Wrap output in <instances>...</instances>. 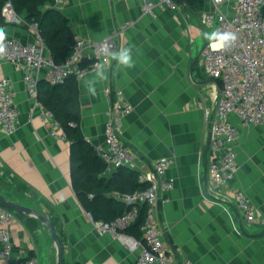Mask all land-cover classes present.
I'll use <instances>...</instances> for the list:
<instances>
[{
    "label": "crops",
    "instance_id": "obj_1",
    "mask_svg": "<svg viewBox=\"0 0 264 264\" xmlns=\"http://www.w3.org/2000/svg\"><path fill=\"white\" fill-rule=\"evenodd\" d=\"M142 4V0H65L54 5L68 19L73 39L96 41L130 23L116 50L133 47V69L125 72L112 62L109 78L97 85L95 97L88 96L83 87L93 70L68 80L77 88L80 130L93 147L105 141L110 104L105 86L121 88L133 106L119 132L138 162L133 168L111 171L103 163L97 174L101 191L96 197L119 201L115 194L121 191L127 171L135 172L137 179L139 172L151 169L154 160L169 157L172 162L165 174L174 186L169 200L159 206L160 228L179 258H187L189 264H264V227L245 224L229 198L221 205L203 197L210 157L208 127L215 114L218 82L202 67L203 33L213 28L202 22L201 13L212 10L213 3L178 0L175 8H155L154 15L144 13ZM219 9L231 13V2L224 1ZM21 21L16 15V20L0 28L7 38L29 43L34 31ZM1 77L14 83L19 122L12 134L0 133V195L56 219L63 264H135L136 250L100 233L90 221L72 185L70 141L49 135L48 126L37 117L38 105L25 91L17 64L0 59ZM229 120L238 126L233 144L237 171L223 189L228 196L241 189L264 215V126L241 125L233 114ZM15 213L7 223L12 254L0 264H16L30 256L37 264H56L48 227L36 217ZM125 232L137 237L132 229Z\"/></svg>",
    "mask_w": 264,
    "mask_h": 264
},
{
    "label": "built area",
    "instance_id": "obj_2",
    "mask_svg": "<svg viewBox=\"0 0 264 264\" xmlns=\"http://www.w3.org/2000/svg\"><path fill=\"white\" fill-rule=\"evenodd\" d=\"M178 0H142L144 13L154 15L155 8H175ZM224 1L231 2V13L219 9ZM65 0H54L60 5ZM213 9L201 13V20L213 31L235 32L237 41L223 50H213L206 40L200 50L202 67L205 73L218 82L215 98V114L209 120L207 164V186L204 199L224 204L230 202L241 213L247 225L264 227V215L256 211L248 195L241 189L229 194L223 187L235 176L237 171L236 154L233 144L238 135V126L229 120L231 114L239 119L241 125L264 126V0H211ZM2 14L7 21L16 20V14L6 2ZM130 23H124L99 40L88 41L75 37L73 51L63 62L57 63L46 52V47L36 30L29 43L7 38V54L4 59L15 62L22 71L25 91L38 105L37 117L48 126V133L54 138H66L60 122L53 111L38 100V81L40 78L49 84H63L68 78H81L102 57L101 45L107 44L116 50L122 32ZM104 93L109 101L104 125V144L94 146L104 163L105 169L122 166L133 168L138 158L125 145L120 136L123 117L133 106L119 87L106 85ZM19 109L15 101L14 83L8 77L0 78V133L12 134L18 127ZM172 162L169 157H160L151 164L147 172H139L137 180L145 183L142 189L119 191L116 198L126 208L110 221L96 220L88 212L93 226L103 234L121 241L124 247L137 251L135 264H189L185 257L179 258L175 248L164 238L160 228L159 206L169 200L168 192L174 181L165 172ZM143 208L139 224V237L126 234V229L135 224ZM15 218V212L0 204V260L12 254V243L7 223ZM16 264H37L33 256Z\"/></svg>",
    "mask_w": 264,
    "mask_h": 264
},
{
    "label": "trees",
    "instance_id": "obj_3",
    "mask_svg": "<svg viewBox=\"0 0 264 264\" xmlns=\"http://www.w3.org/2000/svg\"><path fill=\"white\" fill-rule=\"evenodd\" d=\"M6 2H10L15 14L21 18V24L35 25L55 62L61 63L69 57L74 46L73 34L68 19L54 6V0H0V27L12 23L2 14ZM70 78L63 84L54 85L45 80L38 81V100L53 111L70 141L72 185L79 193L84 207L94 219L110 221L121 214L126 206L113 198L96 197L101 191L102 182L98 180L97 174L102 170L103 162L80 130L77 88L74 83L68 82ZM122 183L121 191L142 189L146 185L136 179L133 171H127ZM89 193L93 194L92 197L88 196ZM142 216L143 208L140 209L138 221L126 231L132 229L136 232L135 236L139 237L138 227ZM26 221L31 225L30 219L27 218ZM50 221L55 225V218H50ZM170 246L173 247L172 244Z\"/></svg>",
    "mask_w": 264,
    "mask_h": 264
},
{
    "label": "clouds",
    "instance_id": "obj_4",
    "mask_svg": "<svg viewBox=\"0 0 264 264\" xmlns=\"http://www.w3.org/2000/svg\"><path fill=\"white\" fill-rule=\"evenodd\" d=\"M203 37L209 41L213 50H223L231 47L238 39L235 32L215 30L203 33ZM7 32L0 28V59L7 54ZM102 57L93 67L94 75L83 81L86 94L90 97L97 95V85L106 82L109 78V70L112 62H115L121 70L127 72L135 67L133 47H122L119 50H112L107 44L101 45ZM86 85V87H85Z\"/></svg>",
    "mask_w": 264,
    "mask_h": 264
},
{
    "label": "water",
    "instance_id": "obj_5",
    "mask_svg": "<svg viewBox=\"0 0 264 264\" xmlns=\"http://www.w3.org/2000/svg\"><path fill=\"white\" fill-rule=\"evenodd\" d=\"M0 204L6 208L13 210L14 212L24 213V214L36 217L39 221L45 224L50 231V234L52 236L53 242L56 247V252H57V263L56 264H63V251H62L61 239L55 229V226L51 223L48 217L42 215L41 213H39L38 211L30 207H26L24 205L16 203L15 201L2 197L1 195H0ZM262 232H264V230H262Z\"/></svg>",
    "mask_w": 264,
    "mask_h": 264
}]
</instances>
